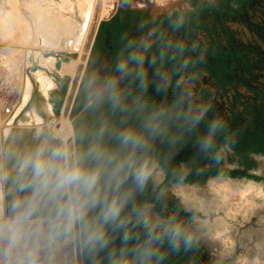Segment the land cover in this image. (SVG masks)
I'll return each instance as SVG.
<instances>
[{"label":"clouds","instance_id":"1","mask_svg":"<svg viewBox=\"0 0 264 264\" xmlns=\"http://www.w3.org/2000/svg\"><path fill=\"white\" fill-rule=\"evenodd\" d=\"M183 27L133 25L115 75L81 85L82 109L106 112L91 125H0V264H199L209 201L179 193L219 169L239 133L200 86L206 44L170 35Z\"/></svg>","mask_w":264,"mask_h":264},{"label":"rangeland","instance_id":"2","mask_svg":"<svg viewBox=\"0 0 264 264\" xmlns=\"http://www.w3.org/2000/svg\"><path fill=\"white\" fill-rule=\"evenodd\" d=\"M199 1L206 2V0H0V27L2 26L0 29V32L2 30V34L0 33V125L12 126L8 123L22 103L24 88L28 90L30 88L27 78L33 66L28 62L27 50L75 52L82 43L81 39L85 38L78 57L70 61L71 64L67 69L64 68L66 65L64 63L61 70L62 74L71 76L70 88L61 113L52 114L48 121L37 126L56 125L72 118L73 115V117L78 115L71 110V97L76 94L80 80L87 72L85 68L88 53L100 22L110 18L122 7L132 11L138 8L139 4L148 6L150 4L155 6V13L168 10L172 12L180 7L191 8ZM239 1L241 0L233 2L237 4ZM226 2L227 0H220L219 3ZM83 22H88L87 28L83 26ZM238 25L241 26V23ZM42 26L46 32L41 29ZM46 34L49 35L46 37ZM243 37L241 35L236 38L241 44L240 47L244 45ZM198 39L206 44L209 51L214 45L210 42V38ZM210 55L207 54V57L212 61L214 73L211 74L203 69L200 86L205 91V98L213 105L214 114L224 117L229 122L230 128L237 130L238 123H235V118L261 115L264 107L259 104L254 107L253 102L249 100L246 102L243 99L235 100L236 95L243 96L248 91L249 96L253 97L255 89L244 86V76L241 82L243 85L235 82V76L240 77L236 68L225 67L224 70L219 71L217 60L215 57L212 59ZM44 62L53 64L51 60ZM38 64L41 66L39 62ZM41 67L42 70L45 68ZM44 71L55 77V71L50 72L48 69ZM92 75H95L93 71ZM92 75H89V78ZM59 77L61 79L62 76L59 74ZM223 79H228V83L223 82ZM55 83L53 90L61 87L60 80L55 78ZM150 98V104L161 103L162 98L159 95H151ZM39 108V113L43 114L44 110L42 107ZM244 145L245 139H242L219 168H229L235 171V174L233 172L228 175H212L202 184L189 187L179 193L185 198L204 196L209 201L208 222L212 235L204 241L199 264H211L213 254L227 251L233 254V264H240L243 260L264 264V240L260 241L257 233L259 230L264 232V155L258 153L251 156ZM182 158H186V154ZM226 225L230 226L229 237L219 239L215 236L217 230L224 229Z\"/></svg>","mask_w":264,"mask_h":264},{"label":"flooded vegetation","instance_id":"3","mask_svg":"<svg viewBox=\"0 0 264 264\" xmlns=\"http://www.w3.org/2000/svg\"><path fill=\"white\" fill-rule=\"evenodd\" d=\"M233 1L227 0L225 4L219 3L217 7L211 9L206 7V2L199 1L195 2L191 8L180 7L172 12L168 10L155 13V6L150 4L149 6L139 4L138 8L132 11H128L125 7L116 10L110 18L99 23L87 57V67L85 68L87 72L81 78L76 94L71 97V110L73 113H78L75 117L73 115L71 119L82 120L91 125L98 116L106 115L105 112L92 116L82 109L78 100L81 96V85L91 77L103 80L115 75L114 66L117 57L126 53L131 28L138 20L148 23L149 28L155 27L163 31L169 29L170 19L175 20L178 17L184 19L183 30L175 33L170 32V35L176 38H210V42L214 45L210 51L207 49V54H212L210 55L212 59L215 57L219 71L224 70L225 67L229 69L234 67L240 74V77L236 78L235 76V82L243 85L241 82L244 76V86L255 89L253 90V97L249 96L248 93L250 92L248 91L243 96L236 95L235 100L243 99L244 102L249 100V102H253L252 106L256 107V104H259L263 108L264 0H241L237 4ZM239 23L241 26L238 25ZM136 34L139 35L140 33L137 32ZM241 35L244 36L245 40L242 47L236 41V38ZM211 62L207 57L201 71L205 69L213 74ZM92 71L95 75H92ZM89 75L92 76L89 78ZM227 80L223 79L222 81ZM234 84L238 85L237 83ZM151 95L158 96L150 89L145 96V100L149 104ZM127 104L132 107V99L127 100ZM235 123H238L237 130H235L239 133L238 142L241 143L242 139H245V149L249 151L251 156L258 153L264 155V112L249 118H235ZM233 172L235 174V171L229 168H212L202 174L190 177L189 180L192 185L197 186L207 181L212 175H228ZM241 173L246 174L244 171Z\"/></svg>","mask_w":264,"mask_h":264},{"label":"bare ground","instance_id":"4","mask_svg":"<svg viewBox=\"0 0 264 264\" xmlns=\"http://www.w3.org/2000/svg\"><path fill=\"white\" fill-rule=\"evenodd\" d=\"M86 14H87V12H86ZM8 17H9V15H8ZM0 19H1V17H0ZM6 21H7V19H6ZM88 22L87 23L83 22V26L87 28ZM11 23H10V25H11ZM15 24H17V23H15ZM3 25H4V23H3ZM12 25H13V23H12ZM1 27H0V29H1ZM3 28L5 29L6 26ZM29 28L30 27L28 26V29ZM41 29H43V26ZM38 31H39V29H38ZM55 31H56V29H55ZM1 32H2V30H1ZM4 32H5V30H4ZM39 33H41V32H39ZM11 34H12V32H11ZM43 34H44V32H43ZM47 35H49V34H46V37H47ZM38 36H40V35H38ZM41 37H42V35H41ZM4 39H6V37ZM81 40H82L81 41L82 43L78 47V49H76L75 52H70V53H77L78 54L80 52V50L83 46V43L85 41V38H82ZM70 46H71V44H70ZM29 53H30V55H29ZM26 55H27L28 62H30L33 66L32 72H31L29 78H27L28 83L30 84V88H29V90L26 89V87L24 88V96H23L22 103H21L19 109L17 110L14 118H12L11 124H14V125L15 124H27L30 126H32V125L37 126V125L44 122V118H43L42 114L39 113V110H40L39 105H40V107H42V109L44 110V113L48 117L52 116V114H53L54 101H53V98L51 96V92L55 88L54 84H56V83H55V77H53L52 75L45 72L44 69L42 70L41 68L36 66L35 63L38 64V62H39L41 64V66L47 68L48 70H50V72L55 71L64 77V76H69V75L62 74L61 70H62L63 64L66 63V65H64V68L67 69V68H69L68 65L71 64L70 61L73 59L70 58L68 60H63L62 55H60L59 52H51V55H47V52H45L43 50L42 51L31 50V52L29 50H27ZM45 60H51L53 62V64L46 63V62H44ZM12 68H14V67H12ZM18 68H20V67L18 66ZM38 73H40L41 75L37 76ZM35 85L38 87V92H39V96H40V104L37 103V97H35ZM229 230H230V226L227 225L225 229H221L220 232H217V235H215V236L218 237L219 239H222L224 237H229V234H230ZM257 233H258L260 241L264 240L263 230H261V231L259 230ZM260 251H262V249ZM248 262H250V263H248ZM248 262L243 260L242 262H240V264H257V261H254V262L248 261Z\"/></svg>","mask_w":264,"mask_h":264},{"label":"water","instance_id":"5","mask_svg":"<svg viewBox=\"0 0 264 264\" xmlns=\"http://www.w3.org/2000/svg\"><path fill=\"white\" fill-rule=\"evenodd\" d=\"M60 53V52H59ZM47 55H51V52H47ZM60 55H62V59L63 60H68L70 58L72 59H76L78 57L77 53H70V52H65V53H60ZM36 66H38L39 68L42 69V67L35 63ZM45 70H47V68H44ZM54 76L56 78V80H60L61 81V87L59 89L53 90L51 92V96L53 98L54 101V105H53V114L55 115H59L63 109V105L65 103L69 88H70V83H71V76H62L61 79L59 77V73L55 72ZM65 84H67V88H65ZM35 97H37V103L40 104V96H39V92H38V87L35 85ZM40 107V105H39ZM44 121H48L50 117H48L45 113L42 114ZM14 118V117H13ZM12 120V119H11ZM8 125H14L11 124V121L8 123Z\"/></svg>","mask_w":264,"mask_h":264},{"label":"crops","instance_id":"6","mask_svg":"<svg viewBox=\"0 0 264 264\" xmlns=\"http://www.w3.org/2000/svg\"><path fill=\"white\" fill-rule=\"evenodd\" d=\"M54 85H56V84H54ZM54 87H55V86H54ZM226 226H227V225H226ZM226 226H225V228H226ZM225 228H224V229H225ZM220 230H221V229L217 230V232H220Z\"/></svg>","mask_w":264,"mask_h":264},{"label":"built area","instance_id":"7","mask_svg":"<svg viewBox=\"0 0 264 264\" xmlns=\"http://www.w3.org/2000/svg\"><path fill=\"white\" fill-rule=\"evenodd\" d=\"M1 87H3V86H1Z\"/></svg>","mask_w":264,"mask_h":264}]
</instances>
